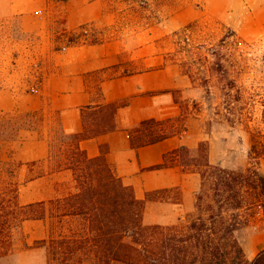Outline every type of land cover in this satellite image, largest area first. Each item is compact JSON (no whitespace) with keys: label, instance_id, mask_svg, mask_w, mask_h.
<instances>
[{"label":"rangeland","instance_id":"obj_1","mask_svg":"<svg viewBox=\"0 0 264 264\" xmlns=\"http://www.w3.org/2000/svg\"><path fill=\"white\" fill-rule=\"evenodd\" d=\"M65 19H97L85 25L86 33L103 41L117 39L127 49L125 65L131 71L151 66L144 60L148 56L173 61L189 81L184 90L176 91L188 128L209 132L220 142L222 167L243 169L247 164L250 135L225 110L229 86L207 69L214 63L223 65L236 82L230 94L239 88L246 99L264 96V0H0V186L16 170L18 203L41 201L47 209L45 218L29 219L12 229L11 248L6 256L0 254V264H56L49 238L70 235L78 228L77 219L55 217L59 210L48 202L74 191L72 175H41L44 164L26 161L22 150L24 138L36 134L18 131L21 125L41 127L42 112L48 113L52 128L55 125L38 86L56 69L58 52L69 46L54 40ZM133 56L143 59L130 63ZM247 110L252 113L250 127L264 133L261 107ZM28 112L38 120L24 118ZM10 115L13 120L8 123ZM63 147L57 141L52 144V165L63 156ZM258 167L264 175V159ZM262 233L264 222L242 230L238 234L242 248L250 246V236ZM261 247L262 243L252 247L246 257Z\"/></svg>","mask_w":264,"mask_h":264},{"label":"trees","instance_id":"obj_2","mask_svg":"<svg viewBox=\"0 0 264 264\" xmlns=\"http://www.w3.org/2000/svg\"><path fill=\"white\" fill-rule=\"evenodd\" d=\"M64 37L66 45L99 41L95 35L86 33L85 25L77 33L60 35ZM209 52L216 55L215 50ZM207 70L223 79L230 91L236 87L221 63L211 64ZM229 92L225 95V110L228 116H236L235 120L250 135L243 169L210 163L208 141H200L195 154L180 146L166 154L161 164L148 169L167 168L178 162L186 172L200 176L194 210L174 225L143 224L144 206L149 198H135L133 189L114 174L103 149L102 154L90 158L79 148L81 140L112 131L115 113L125 102L97 109L86 107L79 134L67 135L54 126L52 144L57 141L64 145L63 156L55 158V164L71 171L74 191L48 202L59 210L55 217L77 219L79 224L70 235L49 238L52 260L56 264H264V247L248 259L238 239L242 230L264 222V176L258 167L264 159V133L250 127L252 113L247 110L259 105V124L264 125V96L246 99L239 88L235 94ZM11 116L6 117L8 123L13 120ZM26 117L38 120L34 113L24 114ZM180 122L183 123V118L143 120L130 131V146H146L177 135L185 130L184 125L178 126ZM38 128L21 125L18 131ZM11 174L9 181L0 186V254L5 256L11 248L12 229L23 221L40 220L47 214L45 202L18 203L16 170Z\"/></svg>","mask_w":264,"mask_h":264},{"label":"crops","instance_id":"obj_3","mask_svg":"<svg viewBox=\"0 0 264 264\" xmlns=\"http://www.w3.org/2000/svg\"><path fill=\"white\" fill-rule=\"evenodd\" d=\"M96 20L65 19L62 29L55 32V43L65 44L66 37L60 38L61 34L67 36L77 33L79 27ZM126 50L117 39L71 44L64 52H58L60 60L54 63L56 69L44 77L38 87L41 88L45 106L54 113V126L61 128L67 135L82 132V111L86 107L97 109L125 102L115 113L114 129L81 140L79 148L90 158L102 154L100 150L103 149V155L114 174L124 185L133 189L135 198H149L145 202L142 218L146 225H174L194 210L200 176L198 173L186 172L178 162L167 168L148 169L161 164L166 154L180 146L195 154L200 141H208L209 162L221 165V145L208 133L190 130L183 120V132L154 144L132 148L130 131L141 121L184 119L183 103L176 91L184 90L189 81L180 74L173 61L159 62L158 56L144 58L152 62L151 66L131 71L125 65ZM138 58L140 61L143 59L142 56H133L129 62L140 63ZM42 113L44 120L39 129L21 130L36 134L28 135L22 141L25 160L43 163L45 168L41 175L69 177L72 175L70 170L52 165V125L51 120H47L48 113ZM250 239L252 243L246 245L247 250L243 249L244 252L253 253L251 248L260 243L264 247V233L250 236Z\"/></svg>","mask_w":264,"mask_h":264}]
</instances>
